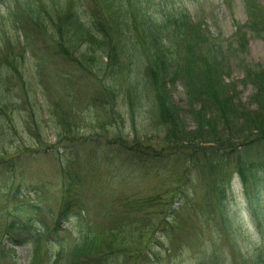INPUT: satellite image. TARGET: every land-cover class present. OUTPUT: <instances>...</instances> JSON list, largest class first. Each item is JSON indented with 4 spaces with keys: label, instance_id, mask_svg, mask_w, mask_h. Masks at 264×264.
<instances>
[{
    "label": "rangeland",
    "instance_id": "374dc122",
    "mask_svg": "<svg viewBox=\"0 0 264 264\" xmlns=\"http://www.w3.org/2000/svg\"><path fill=\"white\" fill-rule=\"evenodd\" d=\"M89 1L0 0V264H68L81 238L89 234L93 246L102 250L112 231L143 238L148 231L153 234L150 243H126L128 259H119L121 264L150 260L153 264H264V185L246 196L233 172L226 201L216 205L215 212L202 214L201 206L210 203L203 197L206 177L192 175L188 194L182 197L172 186L178 178L172 172L179 170L175 169L177 158L162 173L152 170L146 175L114 168L109 181L105 179L88 191L84 202L88 213L83 219L59 221L57 213L67 185L63 172L72 153H79L83 161L88 159L84 154L98 145L114 152L117 164L123 157L118 159L107 141L147 137L155 148L169 147L164 142L166 127L157 123L154 115L153 91L145 76L139 83L141 104L135 95L133 105L128 101L126 88L114 104V92L107 81L112 77L100 75L98 66L78 65L81 54L90 49L86 40L98 42L83 24L98 8L94 0L87 5ZM176 1L177 6L181 2L186 5L194 24L224 47L238 30L245 35L243 51L235 52V47L232 53L222 50L224 62L213 64L220 69L224 91L229 89L240 109L256 111L258 107L251 100L256 91L244 78L264 70V0ZM54 6L59 9L49 13ZM37 7V13L31 12ZM250 12L260 32L247 27ZM62 18L68 22L78 19L83 25H69L75 33L69 57L60 51L62 39L54 31L58 24L66 23ZM8 55L16 75L9 69ZM128 80L126 77L122 82L130 86ZM171 93L178 106L186 105L181 84ZM70 128L72 131L66 130ZM88 137L99 142L83 145ZM227 137L205 136L206 144L201 143V147H216L215 141H226ZM97 154L103 161L111 156L109 151L97 150ZM126 196L151 199L146 218L152 222H142V217L127 208L130 205L124 207L120 200ZM29 219L40 223L30 232L33 239L26 243L20 239L18 221ZM145 224L151 226L140 231L139 226L143 229ZM131 227L133 234L128 233ZM43 228L50 229L52 235L38 241L36 236L46 234ZM160 228L166 231L160 232Z\"/></svg>",
    "mask_w": 264,
    "mask_h": 264
},
{
    "label": "trees",
    "instance_id": "16d2710c",
    "mask_svg": "<svg viewBox=\"0 0 264 264\" xmlns=\"http://www.w3.org/2000/svg\"><path fill=\"white\" fill-rule=\"evenodd\" d=\"M94 1L97 2V11L90 12L92 13L90 21L82 22L84 27H88L87 31L97 37L98 42L84 41L90 49L81 54L82 62L80 61L78 65L85 63L82 65L84 68L87 64L98 66L100 75L112 77V80L107 81L114 92V104L121 97L124 88L128 91L126 97L131 104L134 95V99L139 98L138 104H141L143 96L139 97L141 91L139 83L141 77L145 76L153 91L154 115L157 117V123L166 127L164 142L169 147L155 148L147 137L128 140L131 143L121 138H116L113 142L107 141L118 153V159L123 157L117 164L114 161L115 153L98 145L93 146L91 152L84 154L88 159L83 161V156L79 153H72L63 172L67 185L57 213L59 221L83 219L88 213L84 206L88 199V191L93 190L96 185L103 184L105 179L109 181L114 168L118 167L122 172L125 169L132 172L140 171L146 175L152 170L162 173L169 168L167 164L175 158H177L175 169L179 170L170 169L176 172L175 177H178L172 186L176 187L175 191H179L178 194L182 197L188 194V186L193 180L192 175L206 177L203 197L210 203L201 206V213L211 214L216 205H222L226 201L227 192L232 186L230 184L233 172L240 179L246 196H250L252 191L253 194L257 193L256 189L264 185V70L244 78L256 91L251 100L258 109L253 112L240 109L239 103H236L229 89L224 91L225 85L219 81L221 74L218 66L225 60L222 58V54L225 56L222 50L227 49V53H232L236 48L235 52L237 50L241 52L246 47L245 35L241 30L225 42L224 47L216 37L205 33L200 26L191 21L190 13L182 2L177 6L176 0ZM90 3L93 4L92 0L87 2V5ZM38 7L31 12L37 13L40 8ZM57 8L59 9L56 6L47 11L51 13ZM78 15L81 18V15ZM247 15V27L251 31L260 32L255 15L252 12ZM62 19L66 23L55 25L54 31L62 39L60 51L69 57L68 49L75 42L74 30H71L69 25L81 27L83 25L79 24L78 19L69 22L66 18ZM19 24L22 26L21 21ZM9 54L11 55L10 52ZM10 55L6 60L9 69L16 75V69L12 67L9 59ZM103 59H106V63ZM97 60L100 65L97 64ZM214 62L218 66L214 65L216 64ZM126 77L130 79L128 82H132L130 86L122 82ZM178 84L182 85L185 92L184 107L178 106L171 93ZM66 130L72 131V128ZM63 133L66 131L63 130ZM220 134L228 139L215 141L216 147H201V143H205L203 140L205 136ZM92 138L88 137L82 141L83 145L99 142ZM97 150L109 151L110 158L103 161ZM229 169L232 170L229 172ZM167 176L169 173L164 177ZM120 201L124 207L130 205L127 208L142 217V222H152L146 218V209L151 207V199L126 196ZM18 222L20 239L30 243L29 239H33L30 232L40 222L30 219ZM149 226L151 224H145L143 229L139 226V230H145ZM163 229L160 228L159 231ZM27 231L29 234H26ZM42 232L46 234L36 236L38 241L47 234L49 237L52 235L50 229L43 228ZM134 232L132 227L128 230L130 234ZM111 233L107 238L109 240L106 248L102 250L93 246L89 234L85 235V238L76 242L77 245L68 257V264H121L118 263L119 259L124 262L128 259L124 248L126 243L142 245L145 241L150 243L153 237L149 231L146 238L121 235L125 233L116 231ZM142 264H153V261H144Z\"/></svg>",
    "mask_w": 264,
    "mask_h": 264
}]
</instances>
